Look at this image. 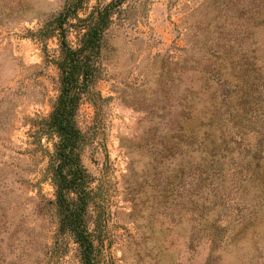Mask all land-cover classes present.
<instances>
[{"label":"rangeland","instance_id":"rangeland-1","mask_svg":"<svg viewBox=\"0 0 264 264\" xmlns=\"http://www.w3.org/2000/svg\"><path fill=\"white\" fill-rule=\"evenodd\" d=\"M63 4L0 0V264H81L36 133L58 84L40 30ZM121 8L76 116L96 264H264V0Z\"/></svg>","mask_w":264,"mask_h":264},{"label":"trees","instance_id":"trees-1","mask_svg":"<svg viewBox=\"0 0 264 264\" xmlns=\"http://www.w3.org/2000/svg\"><path fill=\"white\" fill-rule=\"evenodd\" d=\"M89 1L64 0L57 16L40 30L43 37L57 38V52L50 61L58 70V84L48 115L36 122L37 136H44L52 144V150L46 151L45 177L53 187L50 204L57 229L76 244L81 264H96L97 246L87 220L91 177L81 162L87 139L76 116L84 98L95 103L98 93L94 85L102 75L104 33L113 16L122 12L123 3L95 0L87 6ZM208 240L212 242L213 238Z\"/></svg>","mask_w":264,"mask_h":264}]
</instances>
